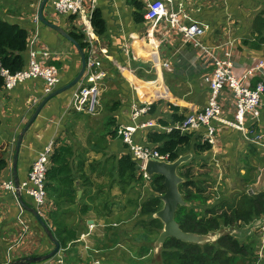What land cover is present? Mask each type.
<instances>
[{
	"label": "crops",
	"instance_id": "crops-1",
	"mask_svg": "<svg viewBox=\"0 0 264 264\" xmlns=\"http://www.w3.org/2000/svg\"><path fill=\"white\" fill-rule=\"evenodd\" d=\"M41 1L42 0H0V17L12 23L22 22L29 33V43H33L32 50L39 54V61L41 63L46 61L49 64L55 65L62 71L61 83L58 87L60 88L71 82L77 76L82 67L81 57L73 43L65 39L61 34L41 23L39 25L34 23V16L39 10ZM51 1L52 0H50L44 8V17L48 21L69 32L74 24L70 23L67 17H64V19L55 17ZM176 2H183L187 12H189L195 20L201 21L209 26V33L204 37V41L208 45H214L216 43H231L233 45L235 50L234 72L237 75H241L246 70L256 65L259 60L264 59V47L261 50H253L249 46L242 44L243 40H247L251 37V21L253 17L260 12H264V0H221L218 6L212 7L211 5L209 6L211 8L206 9V11L202 13L199 9L196 12L192 11L190 6L193 0H176ZM194 2V6H197L198 0H194ZM132 3L133 0H95L93 3L95 9L101 10L107 25L106 35L103 37L96 35L95 39V41H98L97 47L99 46L101 60V68L98 69V72L105 74V77L100 81L105 79L106 84L108 80L104 104L107 106V102L112 104L114 103L113 101L121 103L120 109L113 113L116 117V125L119 130L131 124L132 120L130 113L142 105L144 96L141 89H143V87H162L165 93H167V97L163 100L164 102L162 101L164 104H158V111L156 114H153L151 117L146 116L142 118L140 120L142 122L149 119L158 121L161 117L166 118L167 115L172 113L170 110L171 104L180 107L183 111L180 113H184L186 116L187 114L201 110L207 98L206 86H204V81L202 80L204 71H201V66L197 64L199 55L196 52L197 55L191 57L188 54H183L184 51L180 52L183 42L181 41L182 38L180 39L179 36L170 38V42L164 44L165 46L163 48H161V45L159 46V50L164 53L165 59H169L172 56H169L168 53H172L173 51L174 54L176 51L178 53L180 52L179 55H175L178 57V61L182 63L176 73L164 72L163 75H160L154 71L153 73L145 72L142 76L138 73L140 70L139 64L138 62H134L132 58L140 59V63L143 65L151 60L158 61V58L155 56L157 54L155 41L158 35L152 34L151 24H148L146 21L138 23L135 20V13L138 7L135 8ZM84 16H86V12L80 15V22H82ZM148 43H152L153 51L151 48V52L149 51L151 54L150 57L145 59L138 55L137 45H147ZM29 49L30 45L26 53L27 59ZM170 49H172V52H170ZM141 58H143L144 61L146 60V63ZM112 79H116V82L110 86ZM82 81H84V78ZM99 84L101 85V83ZM76 88L77 87L51 98L42 108L37 119L25 134L19 151L17 166L20 183L27 179L31 164L45 147L50 145L57 138H61L65 142L71 138L66 136L65 131L66 124L71 117L70 113H68V107ZM43 89L44 83L42 80H33L24 85L17 86L12 91H0V151H6L9 159V168L3 172L1 177L4 180L13 177L12 162L16 141L36 108L44 99ZM204 94H206V96H204ZM159 96L161 95H158L156 99L149 98L151 99L149 100L151 105L157 103V100L160 98ZM224 102L226 110L222 119L227 122H232L233 115L230 112L229 98L225 97ZM94 111L90 114H84L89 115L90 127L93 126L96 130H100L104 126L105 118L111 116V113L106 111L103 107V118L97 125L92 119ZM159 112L161 115H158ZM215 126L217 127L216 143L212 145L213 147L210 152L208 151L211 154L218 152L217 159L220 161L218 163V168H216L214 172V178L217 180L220 179L215 190L218 191L222 189L223 192L226 191L227 185L223 182V179L230 180L233 178V180H236L239 177L241 181H249L251 185L248 191L249 195H257L263 192L264 183L261 184L257 179L251 180L249 172L255 171L258 173L264 169V101L262 109L248 119L245 128L247 133L228 127L222 121H216ZM154 128L166 131L165 128L159 125ZM76 130L78 132H76ZM149 131L150 129L139 131L135 135L134 140L138 144H145L157 149V146L150 144L148 141ZM71 133L77 136V144L75 142L73 146H79L81 144L82 147L86 146L89 130L86 129L84 122L78 121ZM203 134V131L195 133V140L201 142L200 138H202ZM125 148L126 145L123 144L121 139H116L110 142V146L106 152L101 151V154L97 155L90 154V159L86 158L88 163L94 162L95 165H99L95 169L93 175L87 172V175L91 177L90 182L97 181L96 184L98 186H101L102 182L105 184L106 176L102 177L100 175L103 171L107 170L109 166L108 156H114L119 159L125 154ZM205 153L207 152L203 154ZM256 158L257 161L253 162L252 159ZM214 168L215 165L213 169ZM232 172H236V175L232 174ZM259 175L261 178L264 177V174H258L256 177ZM97 177H99V179H97ZM221 182L224 187L218 189ZM235 183L237 182L235 181ZM205 185L207 186V184ZM90 186L91 188L89 191L93 192L95 196L97 189L92 187L91 184ZM241 186L242 185L239 187ZM239 187H236V191L239 190ZM78 192L82 193V197L84 189L81 188ZM22 194L23 198L29 201L26 192L24 191ZM81 197L78 196V201L81 200ZM239 197H241V195ZM12 198L13 196L10 193H6V195L0 193V208L5 209V206H8L7 202L14 204L15 200ZM85 200L89 201L88 197ZM48 201L52 202L49 199ZM94 214H90L86 217L88 220L86 224L81 222L83 228L86 226V232L80 237L84 238L81 241H76L69 248L63 250L70 264H92V261H89L94 254H98L100 251H106L101 247L96 249L90 245L96 242L98 238L105 233L101 229V227H105L103 219H99ZM11 218L12 215H7L0 209V264L7 263L6 250L9 247L8 244L15 240L18 234V232L14 234L11 231V226L8 222ZM82 219L83 218L79 221ZM33 220L35 221V219ZM90 221H92V223H90ZM90 224L93 225V227L96 225L95 229L91 230L89 228ZM249 227L261 231L262 235L260 239L262 240V249L264 246V214L259 219L253 221ZM249 235H251V231ZM35 236L37 237V241L34 239V232L27 236L25 241L20 245L14 260L31 255L32 250L36 247H42V250H46L52 246V242L42 230L39 235L36 233ZM8 237L12 238L6 246L4 239ZM25 250H30L28 255H26L27 253H25ZM92 250H97L98 253H94ZM106 261L112 263L108 259ZM39 264L51 263L46 261Z\"/></svg>",
	"mask_w": 264,
	"mask_h": 264
},
{
	"label": "trees",
	"instance_id": "trees-1",
	"mask_svg": "<svg viewBox=\"0 0 264 264\" xmlns=\"http://www.w3.org/2000/svg\"><path fill=\"white\" fill-rule=\"evenodd\" d=\"M132 5L135 8L138 7L135 13V20L138 23H143L145 21L143 3L139 0H133ZM77 19H79V15L67 17V20L74 24L69 33L85 51L86 58H88L89 45L85 41V34L78 26L80 24L77 23ZM92 27L95 35L99 37L106 35L107 25L100 9L93 11ZM251 27V37L243 40L242 44L249 46L253 50H261L264 47V12H260L253 17ZM28 48L29 33L22 22L12 23L0 17V70L7 69L11 73L23 70L28 63L26 57ZM151 48L152 43H148L147 45L138 44L137 53L140 57L148 59L151 55ZM132 60L138 62L140 69L138 73L141 76L144 75L143 73H145L146 68H149V65H143L140 63V59L134 57ZM115 82L116 79H112L110 86L115 84ZM4 83V78L0 75V91L4 90ZM99 83H101L102 90H105L108 86V80L106 84L105 79ZM141 90L144 96L143 100H151L149 98H158V95H161L157 103H153L152 105L150 103L148 117H151L153 114H156L158 104L165 100L167 93H165L162 87H143ZM104 96L105 92L101 98L102 104L106 111L111 113V116L105 118L104 126L100 130H96L93 126L90 127L89 115L76 111L70 112L71 117L66 124L65 134L67 137L76 139L74 133H71L72 129L78 121L84 122L86 129L89 130L86 146L82 147V144L73 146L70 143H66L67 141L65 142L61 138H57L54 140L51 153L49 154L45 189L47 198L53 202V208L48 212V218L45 220L60 242L62 250L69 248L86 232V226L83 228L81 222L86 224L88 221L86 217L88 215L95 213V216L103 219L105 226L111 225L112 223L110 221L114 220L118 215V213L114 215L113 205L116 202L113 199V201L110 200V192L112 189H107V185L106 194L109 192L108 198L105 194L102 200V207L96 204L93 192L89 191L91 188V177L85 171L88 168L93 171L99 166L95 165L94 162L88 163L86 158L90 159V154L97 155L101 154V151L106 152L110 146V142L120 139L118 135L119 128L116 125V117L113 113L120 109L121 103L117 101H113L114 103L112 104L107 102V106H105ZM170 110L172 113L167 115L166 118H159L157 125L163 128L174 127L177 123L185 119L184 113H180L183 112L180 107L171 104ZM195 139V133L184 134L174 128L170 132L155 128L150 129L148 132L149 143L157 146L160 155L167 156L171 162L176 161L179 157L191 151H194V156L196 157L212 149L213 146L211 144L207 142L203 143L202 141L199 142ZM74 141L76 142V140ZM193 159L192 157L191 162ZM108 162L109 166L107 170L103 171L100 175L102 177L106 176L105 184L112 187L117 182L124 195L128 193L129 189L135 186L148 187L150 192H152L150 198L145 199L146 196H141L140 194L139 197L143 199H137L135 201L141 208V215L143 216L141 223L142 221H146L147 217L145 216H149L148 218H151L149 222L163 230L162 222L154 219V215L163 207V203L158 196L166 192L164 178L160 175H155L150 179H145L138 169V163L133 159L127 146L124 155L119 159L114 156H108ZM8 168L9 159L7 152L0 151V179H2L3 172ZM178 174L184 180L179 186V190L188 205L178 208L175 215L176 222L185 232H192L199 235H212L215 237V240L207 244L198 245L168 238L163 245L164 251L161 254L163 264H235L236 258L240 257L241 259L245 258L247 260L251 248H249L247 243L240 241L231 233L218 235V232H221L223 228L232 227L237 224H251L253 221L259 219L264 214V191L257 195L246 194L239 201L232 204L222 203L219 205H209L211 198L207 195L208 186L205 185L206 182L203 184V182L196 180L194 165L192 163L191 165L188 163L182 165L178 170ZM94 183H97V181H94ZM105 184L103 182L101 183L103 189H105ZM81 188L84 189V193L81 200L78 201V191ZM87 197L89 201L85 200ZM23 199L29 206L34 207L30 197L29 201L26 198ZM48 199L47 202L52 204ZM129 203L130 201L126 202L125 206H128ZM14 204L15 216H17L16 203L14 202ZM125 206L120 205V211L123 213L126 210ZM91 211L92 213H90ZM25 212L27 216L31 215L26 210ZM75 214L79 215L83 220L75 225H71L68 223L69 219ZM32 218L34 219L33 216ZM33 229L37 231L35 227ZM101 229L106 230L104 227H101ZM108 230H111V228ZM11 231L14 234L16 232L14 227H11ZM118 237V234H114V238L111 239L113 246L117 244ZM36 256H23L20 259Z\"/></svg>",
	"mask_w": 264,
	"mask_h": 264
},
{
	"label": "built area",
	"instance_id": "built-area-1",
	"mask_svg": "<svg viewBox=\"0 0 264 264\" xmlns=\"http://www.w3.org/2000/svg\"><path fill=\"white\" fill-rule=\"evenodd\" d=\"M145 9L144 19L151 24L152 34H157L156 48L158 61L151 60L152 68L158 74L176 73L182 64L178 58L172 62L165 59L164 53L159 50V46L169 43V39L179 36L183 42L180 52L191 48L194 55H199L197 64L204 71L202 80L207 86V98L205 106L196 112L187 114L185 119L177 123L174 127L165 128L170 132L173 128L181 133H199L202 135V142L211 145L216 143L217 127L216 121L224 122L228 127L246 132L248 119L262 109L264 101V59L258 61L251 69L246 70L241 75L234 72L235 50L231 43H216L208 45L204 37L209 33V26L201 21L195 20L185 8L183 2L177 3L176 0H140ZM95 0H52L51 5L55 17H69L72 15H83L79 28L85 34V41L88 43V58L84 81H81L73 93L68 113L76 111L79 113H92L98 104L99 81L105 74L98 72L101 68L98 41L92 27V16L95 10L93 3ZM34 23L39 25L41 22L38 12L34 16ZM28 53V63L26 67L16 73H11L7 69H1L0 75L4 78V90L12 91L17 86L24 85L29 81L42 80L44 83L43 98L53 93L60 85L62 71L55 65L46 61L41 63L38 59L39 54L32 50L33 43L30 42ZM186 46V47H185ZM179 52V53H180ZM197 52V53H196ZM176 52L174 55L178 54ZM104 54V53H102ZM176 57V56H175ZM179 63H178V62ZM83 80V79H82ZM230 100V112L233 115L232 122L222 119L225 115L226 105L224 98ZM150 101L143 100L138 108L130 113L131 124L122 127L118 135L126 145L138 163V169L145 179H149L146 173V163L151 159L170 162L167 156L160 155L156 148L145 144H138L134 137L139 131L152 129L157 126V121L149 119L145 122L140 121L149 116ZM139 121V122H138ZM54 141L36 157L31 164L27 180L20 183L22 192L32 199L35 209L45 218V213L53 208V204L47 202V192L45 189L46 173L48 170V158L52 150ZM0 191L10 193L17 207V224L21 232L17 239L13 240L8 246L7 263L11 262L28 235L31 229L27 223V214L18 201L17 189L11 177L8 180L0 179ZM92 228V226L90 227ZM84 237L80 238L81 241ZM88 248V247H87ZM56 264H70L65 259L61 251L56 257ZM98 261V260H96ZM94 261L92 264H96Z\"/></svg>",
	"mask_w": 264,
	"mask_h": 264
},
{
	"label": "rangeland",
	"instance_id": "rangeland-1",
	"mask_svg": "<svg viewBox=\"0 0 264 264\" xmlns=\"http://www.w3.org/2000/svg\"><path fill=\"white\" fill-rule=\"evenodd\" d=\"M220 2L221 0H198V5L194 6L195 2L193 0V3L190 7L193 12H196L199 9L202 13L206 11V9L211 8L209 7L211 5L212 7L218 6ZM59 17L61 19H64L63 16H59ZM77 23L80 24L79 19H77ZM164 46H165L164 44L161 45V48H163ZM181 48H184V47L181 46ZM187 48H188V51L185 50L183 54H188L191 57H195L194 53L191 52V48L189 47ZM171 50L172 49H170V52H172ZM168 55L169 56L172 55L169 59L172 60V62H174L175 60L174 51L172 53H168ZM177 58L178 57H176V59ZM141 59L144 61L143 58ZM144 62L146 63V60ZM147 64L149 65V68H146L145 72L153 73L154 70L152 68V64L150 62H147L146 65ZM180 78H185V77H180ZM99 86H100L99 96L97 98L98 104L96 105L95 111L92 114L93 116L92 119L94 123L97 125L99 124L98 122H101L103 118V107L104 106L102 107L103 104H102L101 98H102L103 93L107 91V89L102 90L101 85ZM204 86H206L205 83H204ZM204 96H206V94H204ZM153 98L156 99L155 97ZM163 102L162 104H164ZM159 114L161 115V113H158V115ZM74 140L76 139L71 137L70 139L66 141L67 143H70L73 145L75 143ZM200 140L202 141V138H200ZM209 152L205 154L197 155V157L194 156L193 151H191L190 153H187V154H191L192 157L194 158L193 161L192 162L190 161L188 164L191 165L192 163L194 165L195 170H196V180L203 182V184L206 182L208 186L207 195L211 198L209 205L210 204L219 205L222 203L232 204L236 201H239L242 196L248 194V191L251 188L249 181H241L239 177L236 180H233V178L230 180L223 179V182L227 185L226 191L223 192V190L221 189L224 187L222 182L220 184V187L218 188L221 190H218V191L215 190V187H217L216 185L220 179L217 180L216 178H214L215 177L214 172L216 171L215 169L218 168L219 166L218 163L220 161L217 159L218 152H214L212 154ZM252 161L253 162L257 161V158L252 159ZM214 165H215V168L213 169ZM85 171L88 173L89 172L92 173V175L95 173V170L92 171L89 168ZM232 174L236 175V172H232ZM258 174H264V169L258 173L255 171H250L249 172L250 179L251 180L257 179L258 182L263 184L264 177L261 178L260 175L256 177V175ZM235 181L238 184L235 183ZM90 184L92 185V187L97 189L95 192L96 204L102 207L103 205L102 200L106 194V190L103 189L102 186H98L93 181L90 182ZM106 185H107V189H112L110 192V200L111 201L115 200L114 202H116V204L113 205V210H114V215L117 213L118 215L115 217L114 220L110 221L112 223L111 225L104 227V229L106 230L102 229L105 232L104 235L99 237L96 242L90 244L93 248L98 249L101 247L102 249L106 251H100L98 253L97 250H92L94 253L96 252L98 254H94V256L90 258L89 262L92 261L93 263L94 261L98 260L96 261V264H163L162 255H161L162 252L164 251L163 245L157 252H155V246H154V243L158 239L162 230L159 227H156L149 222L151 219V218H148L149 216H145L147 217L146 221L144 222L142 221L141 223V219L143 217L141 215V208L135 202L137 201V199L139 200L143 199L139 197L140 194L141 196H146L145 199L150 198V196L152 195V192H150V189L148 187L143 188L142 186H135L134 188L129 189L128 193L124 195L123 191L120 189L117 182L112 187L108 184ZM240 185L242 186L239 187ZM236 187H239V190L236 191ZM98 189H101V190H98ZM0 193L6 195V193H4L3 191H0ZM108 193L106 194L107 198H108ZM240 195L241 197H239ZM128 201H130L129 205L125 206L126 202ZM7 205L8 206H5V209H2V208L0 209L3 210V212L6 213L7 215H12V218L8 220V222L11 227H14L16 231L15 233L18 232L16 236L18 237L19 233L21 232V229L17 224V219L15 216L16 215L15 204L7 202ZM120 205H124L126 207V210L124 213L120 211ZM27 217L28 218L26 221L28 223V226L30 227L31 231L34 232V239L37 241V237L35 236V234L38 233L39 235L42 229L39 228L40 226L38 225L37 222L33 220L31 215ZM47 218H48V212L45 213V219ZM80 219L81 218H79V215L75 214L73 217L69 219L68 223L71 225H75L76 223L79 222ZM249 225L250 224H247V225L237 224L232 227L223 228L221 232H218V235L231 233L240 241L247 243L249 245V248L251 247L250 255L248 256V259L247 260L245 258L241 259L240 257L236 258L235 264H264V246L261 249L262 240L260 239L262 233L256 228H250ZM91 226L92 228H90ZM33 227H35V229L38 232L35 231ZM90 227L89 228L92 230V229H95L96 225L95 227H93V225L90 224ZM109 228H111V230H108ZM250 231H251V235H249ZM43 233L45 232L43 231ZM114 234L119 235L117 244L116 245L114 244L115 246H113V244L111 243V239L114 238ZM11 238L12 237H8L4 239L6 246ZM263 240H264V237H263ZM53 249H54L53 243H52V246L46 250H42V247L41 248L36 247L32 250L31 255H37V256L45 255ZM29 251L30 250H25V253H27L26 255H28ZM63 253L65 254V259L67 260L66 253L65 252ZM107 259L110 260L112 263L107 262L106 261ZM56 261L57 259L53 258V259L48 260L47 262H50L51 264H56Z\"/></svg>",
	"mask_w": 264,
	"mask_h": 264
},
{
	"label": "water",
	"instance_id": "water-1",
	"mask_svg": "<svg viewBox=\"0 0 264 264\" xmlns=\"http://www.w3.org/2000/svg\"><path fill=\"white\" fill-rule=\"evenodd\" d=\"M50 0H42L38 10V17L40 22L49 27L50 29L56 31L57 33L61 34L65 39L73 43V45L78 50L82 67L77 76L68 84L56 89L53 93L45 97L41 103L36 108L33 115L28 120L27 124L25 125L24 129L21 131L15 145V153L13 156L12 162V171H13V180L17 189V197L18 201L21 206L30 213L36 222L40 225V227L44 230L50 241L54 245V249L48 252L45 255L36 256V257H28L23 259L12 260L6 264H39L50 259H53L56 255L61 252V244L53 234L50 226L46 222V220L41 216V214L34 208L29 206L25 200L23 199V194L21 190L19 175H18V157L19 151L21 148L22 140L32 126V124L37 119L39 113L41 112L42 108L45 104L53 97L57 96L58 94L64 93L70 89L75 88L84 78L86 74V66H87V59L84 50L81 46L71 37L70 33L63 29L62 27L48 21L44 17V8ZM192 155L187 154L179 157L174 162H167V161H160L158 159H151L146 163L145 171L150 178L154 177L155 175H160L164 178V186L166 187V192L163 195L158 196V198L162 201L163 207L160 209L155 215L154 219H157L162 222L163 230L161 231L158 239L154 243L155 252H157L162 245H164L166 239L174 238L178 241L186 242V243H193V244H207L213 242L215 237L212 235H199L192 232H185L183 231L179 224L175 220V215L180 206H187V202L184 200L183 195L179 190V186L183 183V178L179 176L178 170L179 168L187 164L191 161ZM81 192H78V196L81 197ZM92 223V221H90Z\"/></svg>",
	"mask_w": 264,
	"mask_h": 264
},
{
	"label": "clouds",
	"instance_id": "clouds-1",
	"mask_svg": "<svg viewBox=\"0 0 264 264\" xmlns=\"http://www.w3.org/2000/svg\"><path fill=\"white\" fill-rule=\"evenodd\" d=\"M170 162H171V161H170ZM44 219H45V218H44ZM61 251L63 252V250H62V249H61ZM56 256H57V255H56ZM56 256H55V257H56ZM55 257H54V258H55ZM13 260H14V259H13ZM45 262H46V261H45Z\"/></svg>",
	"mask_w": 264,
	"mask_h": 264
}]
</instances>
